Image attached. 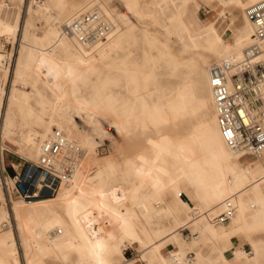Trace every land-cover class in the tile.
Returning a JSON list of instances; mask_svg holds the SVG:
<instances>
[{
    "label": "bare ground",
    "instance_id": "6f19581e",
    "mask_svg": "<svg viewBox=\"0 0 264 264\" xmlns=\"http://www.w3.org/2000/svg\"><path fill=\"white\" fill-rule=\"evenodd\" d=\"M161 1L164 0H138V8L135 7L136 3L135 5L132 2H129V5L126 4L134 12L136 24L132 27L140 25L139 31L142 37L151 46L159 44L165 46L170 41L177 40L175 35L178 24L184 26L190 38V43H186L181 49L182 53L171 58L174 67L178 65L179 60L188 61L189 71L177 84L174 92L177 100H170L167 111L158 110L157 108L150 111L138 109L140 114L149 112L145 116H148V119L154 124L166 120L168 115L191 108L188 104L194 99H197L199 103H204L211 98L214 107L209 82V66L212 62L224 58L239 59L242 57L244 48L251 41L254 30L252 22L246 16L245 8L259 0H202L208 4H220L224 8H216L213 16L201 22L199 28L195 27L194 24L195 20L199 21V18L194 15L193 9L189 10L187 7L190 0H184L185 7L181 12L180 21L174 23V25L162 20L160 16L163 10L160 5ZM35 2L41 4L43 1L40 3V1L35 0ZM86 6V4H83L69 14L61 23L59 32L48 31L41 37L42 42L47 44L46 48H37L30 44V46L19 47L13 71L4 68L5 73L1 76L0 82V137L3 140L8 137V132L12 128L11 121L14 114L18 113L20 116L27 118L35 117L38 121L46 118L45 132L47 133L43 135V138L54 127H57L62 129L69 138L81 144L85 148L86 155L88 149L98 150L96 148L98 133L92 124V119L101 110H104L103 107L107 106L102 103L91 104L88 101L78 103L81 111L87 113L86 119L82 117V120L88 126L81 143L72 136L71 123L80 125L82 122L73 121L70 117L72 109H69L71 102L66 94V84L73 79L75 74L89 71L104 64L106 59L117 51L119 40L115 38L122 30L124 33L121 39L129 40V29L119 30L95 52H88L80 42L65 31L62 25L75 12L94 8V6ZM231 6L243 10L242 23L236 28H232V24L239 14L233 10L230 11ZM25 7L28 9V16L24 22V31L26 32L31 25L33 13H37L40 9H34L32 0L26 2ZM52 7L65 9V11L70 8L67 3H64V0H45L42 11L47 10L46 12H48ZM101 9L105 13H111L107 6L106 9ZM220 19L227 21L223 28L217 27V22ZM19 24L18 20L13 24L0 20V32L6 34L8 38L12 37L14 41L16 34H10V32L14 31ZM226 27L231 28L232 31L228 36H225ZM203 32L208 33V38L205 39L206 46L201 45L197 39L202 36ZM194 47L201 50L196 56L188 58L187 55L193 53L192 49ZM2 57L3 54L0 53V63ZM262 57L264 59V54ZM151 59L153 60V55ZM30 62L39 65L41 71H48L51 65L61 69L62 73L66 69L71 70V76L62 75L60 78L62 87L57 91L54 98L44 104L40 110H36L29 103L30 93L19 89L16 84L18 78L26 73ZM73 70H75V74H73ZM10 71H12L13 76L7 88ZM125 72H130V69L126 68ZM142 72L143 69H134V74H142ZM195 75L202 76L207 96H200L195 91L197 88L194 83L196 80L193 78L196 77ZM149 77L155 82L156 89H158V79L154 67L146 74V78ZM143 105L146 106L144 103ZM136 110L137 104L129 98L121 103L118 109L115 110L116 114L112 121L115 131L117 127L127 129L126 125L136 114ZM214 113L213 126H208L200 134L194 133L184 139L185 142L193 145L195 151L208 152L210 161L214 164L212 169H200L198 163L192 159H187V162L178 168L168 166L165 162V156L169 153L177 156L172 146L176 143H182V141L180 142L176 137L159 134L156 138H149V154L139 153L133 159L109 157L110 146L101 148L100 157H107L103 166L92 176H88L86 171L81 170L80 167L72 182L63 185L57 196L53 198L55 204L51 203L52 200H40L34 203L31 208L27 206L29 209L24 208L22 210L18 209L14 203L8 207L2 205L0 218H6L12 211L13 217L16 219V231L13 232V240L8 243V245L13 244L12 246L0 245V264H21L17 258L19 253V240H17V237H19L23 246L24 264H50L45 259L63 260L65 263L69 248H76L80 254L78 261L74 264H120L122 261L127 260L123 250L128 243H137L142 257L149 260L151 264H190L187 256L185 258L183 246L177 245L175 240L179 235L177 231L181 227L188 223H191L190 225L198 223L197 217L179 226H177V219H174V224L170 225L156 226L153 224L154 217L168 216L171 210L167 206L156 207L152 204V201L166 183L177 189L176 178L180 175L186 176L188 180L193 182L205 183L207 188L211 190L208 198L213 203L227 196L223 201L221 200V211L227 207V200H230L234 206L235 214L230 218L232 227L230 225L226 227L215 226L211 222V218H208L209 221L202 222L200 234L194 235L193 240L205 236L217 239L230 238L239 229H245L246 231L250 228L249 217L257 219L261 213L264 214V193L262 192L264 187V160L256 169L250 165H245L241 160L243 156L226 144L218 124L215 108ZM46 114H49V116L47 115V117ZM21 140V152L29 157H38L39 144L42 141L39 134L29 128L21 133ZM192 171L197 173L193 174ZM146 183L149 185L150 190L143 194L141 188ZM194 195L199 200L205 199V196L200 193ZM201 206L203 205L201 204ZM219 207L217 208L214 205L208 208L204 217H210L212 213L217 214ZM140 218L142 221L139 220ZM259 224H264V218L263 221H258L257 225ZM233 225L237 227L234 228ZM145 226H148V230ZM170 242H173L176 248L170 250V256L166 258L161 252V248L166 247ZM227 247L229 246L219 247V253L213 264H217L218 261L230 264L224 255ZM240 252L243 253L236 250V253ZM200 255L197 252V257Z\"/></svg>",
    "mask_w": 264,
    "mask_h": 264
},
{
    "label": "rangeland",
    "instance_id": "374dc122",
    "mask_svg": "<svg viewBox=\"0 0 264 264\" xmlns=\"http://www.w3.org/2000/svg\"><path fill=\"white\" fill-rule=\"evenodd\" d=\"M67 1L70 3V8L66 9V11L65 9L52 7L48 12H46L47 10L43 12L42 8L44 7V3H42V5L38 4L40 12L33 13L31 17L29 33L27 29L24 35H22V38L21 35H18L19 40L22 39V42L18 41V48L19 45L20 48L30 45H34L37 48H46L47 44L42 42L41 36L48 31L59 32L61 29V23L68 17L69 14H71L83 4H86L88 7L98 6L103 9H106L107 6L108 10H111L112 6L113 9L116 8L121 10L126 7V4L129 2H132L134 5L136 3L135 7H139L138 0ZM41 2L42 0L40 3ZM160 5L163 9L160 14L163 21L169 23L170 25H174V23H178L180 21L181 12L185 7L184 0H164L160 2ZM187 7L189 10L193 9L196 16L199 18L200 22L195 20L196 22L194 23L195 27L197 28L200 27L201 22H204L213 16L216 8H224L220 4H208L202 0H190L187 3ZM19 9L20 7L18 8V11ZM232 10L239 14L238 18L232 24V28H236V26L242 23L241 15L243 14V10H241L239 7L235 8L231 6L230 11ZM226 12L229 16L228 10ZM191 20L193 19L191 18ZM226 24L227 21L220 19L217 22V27L223 28ZM139 27L140 25H138V27H132L131 25V27L129 26L125 28L126 30L129 29V40L123 38L121 39L122 34L124 33L123 30L119 33V35L115 38L119 40L118 49L112 54L110 58L106 59L104 64L98 66L97 68L78 74H75V70H73V74L75 75L73 76V79L66 84V94L71 102L69 109L71 110L73 108H77L76 110L81 112L82 117H85L84 119H86L87 113L81 111L78 106L79 102L88 101L91 104L102 103L106 105L107 107H103L104 110H101L98 115H95L92 119V124L98 133L96 137H98L100 134L101 123L105 120L112 122L116 114L115 110L118 109L121 103L125 102L127 98H129L133 100L135 104H137L136 114L126 125L127 129L122 127L116 128V135L110 144L109 157L133 159L139 153L149 154V138H156L159 134H166L168 137H176L180 140V142L182 141V143H176L172 146V149L177 154V156L172 155L171 153L165 156V162L168 166H175L178 168L182 164L186 163L187 159H192L198 163L200 169H212L214 164L210 161L208 152L195 151L193 149V145L185 142L184 140L187 136L193 135L194 133L200 134L204 128L213 126V116L215 113L211 98L209 101L204 103H199L197 99H194L190 104H188L191 108H187L180 112L168 115L166 120L157 124H154L148 119V116H145V114L148 115L149 112L140 114L138 110L146 109L147 111H150L157 108L158 110L167 111L170 100H177L174 92L177 84L189 71L187 66L188 61L179 60L180 62L178 65L174 67L171 58L176 54L182 53L181 49H183L184 45L186 43H190V38L188 37L186 29L182 24H178L176 28L177 33L175 35L177 40L170 41L165 46L160 44L151 46L146 41V39L142 37ZM231 32V28L226 27L225 36L230 35ZM201 35L202 36H199L197 39L201 45L206 46L205 39L208 38V33L203 32ZM200 50V48L194 47L192 49L193 53H190L187 55V57L189 58L190 56H196ZM152 55L153 60L151 59ZM152 67H154L156 77L158 79V89H156L155 82L150 77L146 78V74ZM13 68L14 66L10 70L13 71ZM126 68L130 69V72L126 73ZM40 69L41 67L39 65H35L30 62L29 68L26 69V73L18 78L16 83L19 89L30 93L28 101L36 110L42 109L44 104L54 98L57 91L62 87V82L60 80L62 75L65 74L66 76H71L70 69H66L64 70V73H62L61 69L54 65H51L48 71L42 70V72ZM134 69H143V72L142 74H134ZM12 71L9 72L7 88L9 87L8 84H10V80L12 78V75L10 76ZM3 73L4 71L1 72L0 82ZM195 76L196 77H193L194 80H196L194 83L197 86L195 91H197L200 96H207V91L204 88L202 76ZM143 103L146 106H144ZM118 104L119 106H117ZM47 115L49 116V114H46V116ZM11 122L12 128L8 132V137L4 140L0 137V169L5 168L9 175H12L15 170L19 171L23 165L27 163V161L33 162L37 159V157H29L21 152V133L30 128L39 134L40 140H42L49 136L52 131H49V134L43 138V135L47 133L45 132L47 123L46 118H43L42 121H38L35 119V117L27 118L20 116V114L17 113L14 114ZM81 122L82 124L80 125H73L71 123V128L73 131V138L78 139L82 143L85 131L88 126H86L87 124L84 120H81ZM100 154V149L97 151L93 150V148L91 150L88 149L87 155L83 159V162H81L82 165H80L82 168L81 170H85L88 176H92L105 163L107 157H100ZM241 160L245 165H248L250 162L255 163L262 161L264 160V153L261 157L243 156L241 157ZM192 172L193 174L197 173L196 171ZM176 179V184L178 185L177 189L172 188L169 183H166L161 187L160 191L156 194L155 199L152 201V204L156 207L167 206L171 210V213L168 216L154 217L153 224L156 226L170 225L174 224V219H177V226H179L197 217L198 223L194 224L195 226L190 225L191 223H188L187 225L181 227L179 231H177L179 232V235L175 242L177 245L183 246L185 258L188 251H193L195 253L193 259L188 261L190 264L193 262L195 264H213L220 248H223L226 245H231L229 238L217 239L205 236L197 240H193L192 234L194 232L200 234L199 231L202 226V222L209 221L208 218L210 219L216 214L212 213L210 214V217H204L205 211L214 205L217 206V208L220 206L218 212L221 211L222 201L227 196H224L221 199L222 201L217 200L213 203L208 198L211 190L207 188L205 183L190 181L186 176L183 175L178 176ZM6 180L9 184H12L10 177H8ZM0 188L2 191V194L0 195V208L2 205L8 207L14 203L20 210L24 208L29 209L34 203L40 200H52L51 203L55 204V200L53 198L56 197L59 192L58 191L54 195L42 197L31 202H27L24 199L13 195L11 201H8L5 196L4 183L2 184L1 181ZM149 190L150 187L147 183L141 188V192L143 194H146ZM194 192L196 194L200 193L204 195L205 199H197V196L194 195ZM191 200L193 203H191ZM201 204L203 206H201ZM10 214H8L6 218H0V245L5 247L13 245H8V243L13 240V232L16 231V219L13 217L14 214L12 211ZM139 220L142 221L141 218ZM215 226L226 227L228 224H215ZM259 227H264V224L248 229L252 230ZM145 228L148 230V226H145ZM189 230L192 233L188 235ZM17 238V240H19V253L17 254V258L20 260L21 264H24V251L22 249L23 246L20 243L19 237ZM261 245L264 246V242H261ZM126 247L128 250L124 248L123 251L127 257L130 255V250L133 251V253H138L139 255L142 254L139 252L140 247L137 243H128ZM164 248L165 247L161 248V250L163 255L168 258L170 256L169 250L175 249L176 245L172 244L168 246V248ZM69 249L67 250L68 256L65 259V263L63 260L52 261L51 259H45L46 262H50V264L76 263L79 259V251L76 248ZM197 252L201 254L198 257ZM219 264L224 263L221 262Z\"/></svg>",
    "mask_w": 264,
    "mask_h": 264
},
{
    "label": "built area",
    "instance_id": "2783aa9c",
    "mask_svg": "<svg viewBox=\"0 0 264 264\" xmlns=\"http://www.w3.org/2000/svg\"><path fill=\"white\" fill-rule=\"evenodd\" d=\"M28 1L25 0V3ZM245 9L254 26L251 41L244 48L241 58L212 62L209 82L226 144L242 156L261 157L264 153V0L251 3ZM110 12L105 13L100 7L75 12L63 28L88 52H95L116 32L136 24L134 12L129 6ZM15 59V50L4 52L0 69H11ZM76 109L71 110L70 117L81 122L82 114ZM100 128L96 148H108L116 135L115 126L105 120ZM84 157L85 148L69 138L62 129L54 127L49 137L40 142L37 159L27 161L12 175L1 168L0 181L4 183L9 199L16 195L31 202L54 195L63 185L70 184ZM8 177L12 184L6 180ZM226 203L223 211L211 217L214 224H225L234 214L232 202L227 200ZM192 235L197 236L198 233ZM188 256V259L193 257L192 253Z\"/></svg>",
    "mask_w": 264,
    "mask_h": 264
},
{
    "label": "crops",
    "instance_id": "0c3cea01",
    "mask_svg": "<svg viewBox=\"0 0 264 264\" xmlns=\"http://www.w3.org/2000/svg\"><path fill=\"white\" fill-rule=\"evenodd\" d=\"M42 1H43L42 3L45 2V0H42ZM64 3H68V6H70V3L67 0H64ZM35 4H37V5H35ZM33 6H34L35 10L39 9L38 8L39 5H38V3L35 2V0L33 1ZM19 7H20V9L18 11ZM27 10L28 9H26V7H25V0H0V20L4 21L5 23L8 22L11 24H13L17 20H18V22H20V24L18 26H16V29L14 31L10 32V34H12V33L16 34V38L14 41L12 40L13 39L12 37L8 38L6 34L0 32V34H1L0 35V52L4 53V52H7L9 50H15V53L17 55L18 41L22 42L21 41L22 39L19 40L18 35H21V38H22V35H24V32H25L24 31V22L28 16ZM38 12H40V11H38ZM194 15H196L195 12H194ZM198 22H200V21H198ZM29 31H30V27L28 28V33H29ZM41 37H43V35ZM19 47H20V45H19ZM2 71H4V68L0 70V75H1ZM10 75L13 76V73H11ZM261 163H262V161H258L255 163L250 162V163H248V165H250L252 168L256 169L260 166ZM0 173H1V170H0ZM262 190H263L262 192L264 193V187L262 188ZM5 196L8 199V201H11V199L13 197V195H12V197L9 199L6 195V192H5ZM188 203L190 204L189 201H188ZM191 203H193L192 200H191ZM0 204H1V201H0ZM260 209H262V208H260ZM217 214H215V215H217ZM263 216H264V214L261 213V215L258 216L257 219H254L253 217H249L248 222L250 224V228L262 225V224L257 225V223H258V221H263V218H264ZM230 222H231V220H229L225 224H228L232 227V225H231L232 223H230ZM233 227L236 228L237 226L233 225ZM190 233H192V232L189 230L188 235ZM194 233H197V232H194ZM229 242H231V245H229V247H227V249L224 251V255L227 258L228 263H230V264H264V246L261 245V242H264V227H259V228H255L252 230L246 229V231H245V229H241V230L239 229L236 232H234L233 235L230 236ZM172 244H174V243L173 242L168 243L165 248H168V246H170ZM125 249L128 250L127 247ZM236 250L242 251L243 253H241V252L236 253ZM161 252H162V250H161ZM189 253H192L193 257L195 256V253L193 251H188L186 253L187 259L189 257L188 256ZM129 254H130L129 257H127L124 254L125 259H127V260H124V262L122 261L120 264H145V263L149 264L148 260L144 259L142 257V255H139L138 253H133V251H131V250L129 251ZM193 257H192V259H193ZM132 258H134V259L132 260ZM219 263H221V261L217 262V264H219Z\"/></svg>",
    "mask_w": 264,
    "mask_h": 264
}]
</instances>
